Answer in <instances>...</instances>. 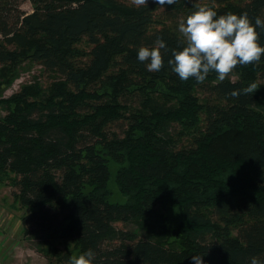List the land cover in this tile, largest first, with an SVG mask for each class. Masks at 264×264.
Listing matches in <instances>:
<instances>
[{"label":"trees","instance_id":"1","mask_svg":"<svg viewBox=\"0 0 264 264\" xmlns=\"http://www.w3.org/2000/svg\"><path fill=\"white\" fill-rule=\"evenodd\" d=\"M20 1L0 0V180L24 233H46L45 254L65 247L66 262L89 249L94 264L264 260V57L203 83L168 64L197 7L254 23L264 0H28L30 13ZM157 38L164 67L149 72L137 52ZM26 63L47 82L6 96Z\"/></svg>","mask_w":264,"mask_h":264},{"label":"clouds","instance_id":"2","mask_svg":"<svg viewBox=\"0 0 264 264\" xmlns=\"http://www.w3.org/2000/svg\"><path fill=\"white\" fill-rule=\"evenodd\" d=\"M159 7L172 6L177 0H152ZM136 6L148 4V0H133ZM264 30V19L256 17L254 23L247 13H226L218 15L207 6H199L185 21L178 25V32L184 41L180 50H172L168 64L181 81L190 78L203 83L210 73H215L219 81H224L237 65L258 63L264 57V45L259 42ZM166 42L157 38L155 46L140 47L137 60L145 63L149 72L160 71L164 67L161 49ZM257 85L233 90L230 95L238 98L241 94L255 93ZM95 253L89 249L73 254L68 264H94ZM194 264H204L203 257L192 256ZM250 264H264V260L252 257Z\"/></svg>","mask_w":264,"mask_h":264},{"label":"rangeland","instance_id":"3","mask_svg":"<svg viewBox=\"0 0 264 264\" xmlns=\"http://www.w3.org/2000/svg\"><path fill=\"white\" fill-rule=\"evenodd\" d=\"M20 8L28 13L33 11L32 4L28 0H21ZM37 76L42 77L43 83L47 82L48 73L42 66L38 63H26L20 77L4 94L10 96L24 81ZM261 83L264 87V77L261 78ZM115 191L117 192L116 189ZM116 192L115 198L123 200V197ZM14 193H16V187L8 178L0 180V264H68L66 260L59 259L58 256L65 252V247H60V253L54 257L45 254L46 233L42 231L32 234L24 233L21 218L26 213V209Z\"/></svg>","mask_w":264,"mask_h":264},{"label":"built area","instance_id":"4","mask_svg":"<svg viewBox=\"0 0 264 264\" xmlns=\"http://www.w3.org/2000/svg\"><path fill=\"white\" fill-rule=\"evenodd\" d=\"M21 81V80H20Z\"/></svg>","mask_w":264,"mask_h":264}]
</instances>
